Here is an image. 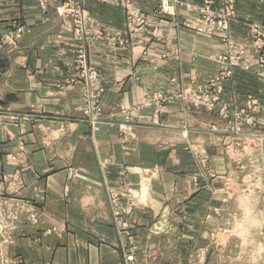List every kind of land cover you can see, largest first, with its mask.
Masks as SVG:
<instances>
[{
	"label": "rangeland",
	"instance_id": "rangeland-1",
	"mask_svg": "<svg viewBox=\"0 0 264 264\" xmlns=\"http://www.w3.org/2000/svg\"><path fill=\"white\" fill-rule=\"evenodd\" d=\"M35 1L43 12L47 11L48 0ZM86 1L64 0L57 12L72 28L76 73L68 85L80 87L77 107L80 117L75 121L94 136L105 125L113 123L105 115L107 91L102 76L89 60L90 47L106 33L102 25L87 19ZM96 1L123 10L124 29H114L108 35H113L122 53L128 52L129 37L145 27L150 16L137 7L135 0H129L127 6L112 4L110 0ZM164 1L169 3L167 11ZM251 1L264 5V0ZM238 4L239 0H205L201 6H195L181 0H158L156 18L162 21L170 18L173 28H185L216 40L224 51L208 58L213 68L205 79H192L167 94L150 93L148 101L136 107L119 106L127 119L118 124L120 135H127L135 123H145L134 120L144 108L152 110L146 123L157 128L162 127V119L174 103L185 112H203L206 120L197 136L210 148H196L191 141L190 125L184 118L179 132L182 146L188 152V159L184 157L188 166L170 189L169 196L157 200L156 193H152L150 182L156 170L147 171L143 184H105L124 264H264V20L247 24V34L236 38L233 24L238 19ZM208 7L227 15V20L223 17L214 20L209 14L201 21V11ZM224 21L226 30L219 26ZM18 28L22 34L18 35L17 46L4 45L0 59L7 49L19 47L28 27L14 21L0 37L16 33ZM174 56L179 57L180 50ZM168 59L166 53L151 62L163 63ZM237 71L255 75L257 85L239 93L231 85ZM38 118L37 114L0 107L3 128ZM3 154L7 159V152ZM104 170L101 166L103 174ZM31 191V187L15 179L3 160L0 164V264H53L50 256L56 239L63 234L58 226L63 225L62 217L53 209L56 202L33 199Z\"/></svg>",
	"mask_w": 264,
	"mask_h": 264
},
{
	"label": "crops",
	"instance_id": "crops-1",
	"mask_svg": "<svg viewBox=\"0 0 264 264\" xmlns=\"http://www.w3.org/2000/svg\"><path fill=\"white\" fill-rule=\"evenodd\" d=\"M63 1L48 0L43 12L35 0H0V37L14 21L28 27L19 47L7 49L0 59V107L40 117L11 123L8 128L0 125V164L5 160L15 179L33 189V199L56 202L53 209L62 217L63 225L58 226L63 234L51 251L53 264H124L105 184H143L147 171L156 170L150 182L152 193L157 200L169 196L188 166V152L179 132L184 118L196 148H210L197 136L206 120L203 112H185L174 103L162 119V127L157 128L146 123L152 110L144 108L134 120L145 123H135L127 135H120L118 124L127 119L119 106L136 107L147 102L150 93L167 94L192 79H205L213 68L208 58L222 53L224 47L191 30L173 28L170 18H156L158 0H135L150 18L129 37L130 49L122 53L113 35L108 34L124 29L123 10L86 1L87 19L102 25L106 33L90 47L89 60L102 76L107 91L105 115L113 123L92 136L75 121L80 117V87L68 85L76 67L71 24L57 12ZM181 1L201 6L205 0ZM263 20L264 5L239 0L235 37L243 38L247 24ZM177 50L179 57L174 56ZM166 53V62H151ZM257 83L255 75L237 71L231 85L245 93ZM3 152H7V159ZM101 166L106 169L104 174Z\"/></svg>",
	"mask_w": 264,
	"mask_h": 264
},
{
	"label": "built area",
	"instance_id": "built-area-1",
	"mask_svg": "<svg viewBox=\"0 0 264 264\" xmlns=\"http://www.w3.org/2000/svg\"><path fill=\"white\" fill-rule=\"evenodd\" d=\"M38 1H40V3H43V0H38ZM102 1H104V0H102ZM111 2H112V4H114V3H123L124 5H128V3H129V0H110ZM164 3V10L165 11H167L168 10V1H164L163 2ZM209 9H210V12H209V9H207V10H202L201 11V21L204 19V18H206L207 16H209V14L211 15V17H212V19H214V20H217L219 17H223L225 20H227V15H222V14H220V13H216V12H214V11H212L211 10V7H208ZM212 11V12H211ZM219 26L220 27H222V28H227V22L226 21H224L223 23H220L219 24ZM19 30L16 32V33H9V35H6V36H4V37H2L1 39H0V53L2 52L1 50L3 49V46L4 45H6V44H8V45H10V46H13V47H15V46H17V43H18V35H20V33L22 34V29L21 28H18ZM226 30V29H225ZM224 30V31H225ZM209 34H213L212 32H208ZM81 59L84 61V59H85V56L83 55L82 57H81ZM84 63V62H83ZM83 68H84V64H83ZM202 102H199L198 104H201ZM97 105H98V102L97 103H95L94 104V106L95 107H97ZM100 110V109H99ZM92 111H95V109L94 110H92ZM97 117L96 118H98L99 116H100V112L99 111H97ZM97 119H95V121H96ZM115 202V201H114Z\"/></svg>",
	"mask_w": 264,
	"mask_h": 264
}]
</instances>
